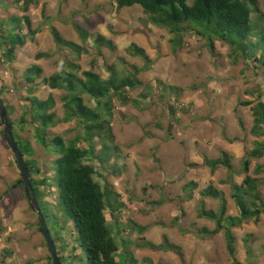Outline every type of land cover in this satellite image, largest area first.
Here are the masks:
<instances>
[{
  "label": "rangeland",
  "instance_id": "rangeland-1",
  "mask_svg": "<svg viewBox=\"0 0 264 264\" xmlns=\"http://www.w3.org/2000/svg\"><path fill=\"white\" fill-rule=\"evenodd\" d=\"M20 8L16 0H3L0 19L25 16ZM260 10L264 24V0H260ZM28 15L39 35L34 42L29 41L18 50L14 63L0 66V86L8 88L1 98L13 108L15 122L21 118L22 105L31 96L47 100L53 95L56 119L65 115L63 91L39 86L35 92H29L23 75L33 65L43 69L44 78L72 63L80 66L81 72L92 71L108 79V68L114 66L120 72L124 70L121 59L128 68L145 69V63L130 53L133 44L144 49L152 60L151 67L139 75L144 87L130 92L131 99L141 101V106H123L115 102L111 124L122 154L118 167H125L124 171L120 176L114 175L112 166L117 164L114 161L105 169L94 158L88 161L95 169V182L101 187L106 182L112 185L126 206L116 216L105 211L107 225L119 247L117 260L129 264L126 252L131 251L139 264H234L223 234L206 238L196 232L215 228L213 222L199 218L203 203L207 211L219 210L220 202L204 201L200 195L210 185L224 194L227 215L239 214L231 198L230 185L221 184L227 181L228 171L221 169L213 174L206 167L205 158L219 159L226 153L232 157L236 172H242L244 161L249 160V174L261 181L260 191L264 197V157H249L257 143H264V138L251 135L254 126L251 108L240 105L256 101L259 94L264 101V71H256L251 62L243 59L235 64L229 47L216 43L213 53L205 40L190 35L184 38L183 49L175 54L171 45L173 36L167 30L152 26L141 7L118 9L115 0H42L38 6L31 7ZM74 25L90 33L86 44L81 42ZM52 27L88 53L77 59L70 50L58 47L51 35ZM99 35L112 40L117 46L116 52L102 48L99 54L94 45ZM39 54L50 57L37 60ZM164 85L183 89L182 97L176 99L169 90L164 93ZM144 94L149 97L142 99ZM85 101L88 106H95L88 97ZM171 107L175 108L174 114ZM2 132L0 117V264H27L29 261L51 264L50 251L39 231L38 218L30 208L25 187L13 188L21 179V173ZM51 134L69 143L83 135V130L72 122L58 125ZM20 137L31 142L35 152L33 159L42 171L35 179H48L49 188H41V208L62 264H88L81 249L75 253L80 256L79 261L73 259V248L79 246L72 233V223L59 207V194L54 186L57 156L37 144L29 125L26 131L20 132ZM257 170H261V174ZM244 178L245 175L237 174L233 180L241 184ZM189 183L198 185L192 201L187 200L184 192ZM178 217L181 219L175 223ZM130 226L149 227V230L139 236L130 231ZM234 233L237 260L241 264H264V215L259 224L244 225ZM249 235L254 238L246 243ZM163 236L182 248L185 263L171 252L136 246L144 242L159 245Z\"/></svg>",
  "mask_w": 264,
  "mask_h": 264
},
{
  "label": "trees",
  "instance_id": "trees-1",
  "mask_svg": "<svg viewBox=\"0 0 264 264\" xmlns=\"http://www.w3.org/2000/svg\"><path fill=\"white\" fill-rule=\"evenodd\" d=\"M41 1L16 0V5L21 7L20 10L25 16L0 19V66L14 63L18 50L24 48L29 41H35L39 31L34 28L33 21L28 14L31 7L38 6ZM115 1L118 9L141 7L152 26L167 30L173 36L171 45L175 54L183 49L184 38L190 35L205 40L213 53L216 43L229 47L235 64L239 59H243L246 62H251L256 71H264V24L263 16L260 15V0ZM2 2L3 0L0 1L1 4ZM255 15L258 17L254 18ZM74 28L81 42L86 44L91 38L90 33L77 25H74ZM51 35L58 47L70 50L77 59H80L84 53H88L83 47L64 39L54 27L51 28ZM94 45L95 49L99 50V54L102 48L111 52L117 50L115 43L102 35L95 38ZM130 53L145 63V69L128 68L125 60L121 59L124 70L120 72L114 66L108 68L110 73L108 79H103L102 76L92 71L81 72V67L72 63L49 78H43V69L40 66L29 67L23 76L27 87L30 88V93L35 92L36 87L39 86H47L51 90L65 93L62 97L65 113L62 119H56L54 111L56 100L53 95H50L47 100H41L36 96L28 97L22 105L24 113L18 122L12 120L13 108L4 101L15 140L31 172L32 185L40 207L43 198L41 188L47 186L49 188L48 179L47 177L42 180L35 179V176L41 174L42 171L37 166V161L33 159L35 152L31 142L20 137V132L26 131L29 125L37 144L57 156L54 161L56 172L54 186L59 194V207L72 223V233L75 234V241L79 246L78 249L73 248L75 261H79L80 256H76L75 253L81 249L86 254L88 264H124L117 260L119 247L112 237V230L107 225L105 211L109 210L112 215L116 216L126 206L121 202L120 195L114 192L112 185L106 182L101 187L95 182L96 172L92 165H88V161L94 158L93 160L97 161L103 169L114 161L117 164H115L116 166L111 165L113 174L120 176L124 171L125 167H118L122 154L116 144L111 124V119L115 115V102H119L123 106L132 104L135 107H140L141 101L132 100L130 92L144 87L139 75L152 65V60L146 51L138 45L133 44L130 47ZM48 57H50L48 54H39L36 59ZM167 90L176 99L181 98L184 92L183 89L164 85L162 91L165 93ZM6 91L8 88L1 85V97ZM147 91L150 92V90ZM153 92L156 94L155 90ZM85 97L94 101L95 106H88ZM148 97V94H144L141 98L147 99ZM262 98V94H259L256 101L240 104L242 107L251 108L254 118L251 135L257 139L264 138V101ZM171 111L174 114L175 108L171 107ZM72 122L82 128L83 135L77 136L67 143L62 137L51 134V130L58 125ZM2 134L7 141L4 130ZM228 141L232 143L231 140ZM256 145V149L249 154V157L262 159L264 143ZM205 165L213 174L221 169L228 171L227 181H223L221 184L230 185L231 198L239 214L238 216H228V203L224 194L210 185L200 195L204 201L210 199L220 202V207L217 212L207 211L203 203L199 211V218L213 222L215 228L213 230L202 228L196 232L206 238L223 234L229 256L234 264H241L236 258L237 237L234 231L241 229L244 225L260 223L261 216L264 215V197L260 191L261 181L249 174V160L244 161L242 172H236L232 157L226 153H223L219 159L205 158ZM16 166L20 171L17 162ZM261 170H257V173L261 174ZM237 174L245 175L241 184L234 183L233 177ZM19 185L24 186L22 175L13 188H17ZM197 189L198 185L195 183L185 186L184 192L187 193L188 201L194 199V192ZM161 203L157 205H161ZM184 215L182 212L181 216ZM180 219L181 217H178L175 223H178ZM37 225L42 233L39 221ZM129 229L135 231L139 236H143L149 227L130 226ZM253 238V235H249L245 242L249 243ZM136 246L140 249L171 252L182 263H185L182 248L171 243L167 236L162 237L159 245L144 242L137 243ZM8 253L12 257V253ZM126 254L129 264H139L131 251H127ZM249 255H252L251 252ZM59 259L62 264V258L59 257ZM50 261L53 264L51 257ZM27 264H33V262L29 261Z\"/></svg>",
  "mask_w": 264,
  "mask_h": 264
},
{
  "label": "water",
  "instance_id": "water-1",
  "mask_svg": "<svg viewBox=\"0 0 264 264\" xmlns=\"http://www.w3.org/2000/svg\"><path fill=\"white\" fill-rule=\"evenodd\" d=\"M0 117L3 125L4 134L7 137V144L16 158L17 165L19 166L23 178L27 200L30 204V208L36 214L38 221L40 222L42 228V234L48 246V250L50 251L53 264H61V261L58 257L55 241L49 230L47 221L41 210L40 204L36 198V194L32 185L31 172L15 140L13 129L8 117V110L5 105V102L1 98V95H0Z\"/></svg>",
  "mask_w": 264,
  "mask_h": 264
},
{
  "label": "crops",
  "instance_id": "crops-1",
  "mask_svg": "<svg viewBox=\"0 0 264 264\" xmlns=\"http://www.w3.org/2000/svg\"><path fill=\"white\" fill-rule=\"evenodd\" d=\"M39 35V34H38ZM68 41V40H67ZM74 43V42H73ZM44 78V77H43ZM47 78H49V77H47ZM1 87V86H0ZM48 90H51V89H49V87H48ZM54 91V90H53ZM40 99V98H39Z\"/></svg>",
  "mask_w": 264,
  "mask_h": 264
}]
</instances>
